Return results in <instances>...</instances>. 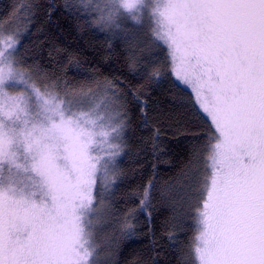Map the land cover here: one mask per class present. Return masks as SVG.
I'll use <instances>...</instances> for the list:
<instances>
[{"label":"snow or ice","instance_id":"1","mask_svg":"<svg viewBox=\"0 0 264 264\" xmlns=\"http://www.w3.org/2000/svg\"><path fill=\"white\" fill-rule=\"evenodd\" d=\"M145 3L171 75L210 126L203 173L186 192L196 264H264V0H105L100 23L119 28L122 9L139 22ZM19 42L0 32V176L16 169L30 183L0 181V264H95L93 215L122 176L128 101L116 95L99 113V104L85 107L91 89L42 90ZM107 90L116 93L110 82ZM150 191L164 197L169 188L149 180L135 194L149 219ZM124 230L131 236L136 226L126 219Z\"/></svg>","mask_w":264,"mask_h":264},{"label":"trees","instance_id":"2","mask_svg":"<svg viewBox=\"0 0 264 264\" xmlns=\"http://www.w3.org/2000/svg\"><path fill=\"white\" fill-rule=\"evenodd\" d=\"M104 3L91 0L85 9L80 0H0V31L19 33L18 58L37 86L54 85L61 94L91 89L90 98L105 92L110 100L120 95L128 101L122 176L99 203L104 217L93 227L96 263L196 264L195 210L186 192L203 173L209 123L193 92L171 75L167 47L153 36L152 20L132 25L120 19L119 28H105L97 17ZM157 71L159 78L152 76ZM108 82L116 93L107 90ZM129 87L148 101L146 107ZM149 180L169 188L164 197L150 191V219L140 210L142 195H135ZM126 219L136 226L131 236Z\"/></svg>","mask_w":264,"mask_h":264},{"label":"rangeland","instance_id":"3","mask_svg":"<svg viewBox=\"0 0 264 264\" xmlns=\"http://www.w3.org/2000/svg\"><path fill=\"white\" fill-rule=\"evenodd\" d=\"M132 2H135V0H132ZM140 7H141L140 20H142L143 18H150L152 20L153 24H154V20H153V18L151 16V12H150V9H149L147 3H145L144 5H141ZM100 15L101 14H99V16L97 15V17L100 18ZM120 19H122L123 22L125 21V23H131L132 25H136V23H138L136 20L132 19V14L131 13H129L127 10H123V9L121 10ZM120 19H119V21H122ZM140 20H139V22H140ZM0 32L4 33L5 35H9V34H12L13 32H15V33L18 34V38H19V33L14 31V30H3V31H0ZM178 82L181 85H183L180 81H178ZM183 86L189 88L186 85H183ZM42 90H43V88H42ZM112 101L113 100H110L108 95H107V93H105V92H100V94H97V95H95L92 98H90V96H88V98L87 97L84 98L85 107H87L89 104H99L100 105V108L98 110L99 113H104L105 106L106 105H111ZM124 139H125V136H124ZM121 158H123V155L119 158V165H120ZM28 175L29 174L24 173L22 171H18L16 169H13L11 173H9L6 170L4 172V174H3V176H0V181H3L4 183H8L9 182V178H11V182L15 183L17 187H23L24 184L30 183V181L28 180ZM96 206L98 208V211L93 215V221H94L93 227L98 226L99 223L103 220V217H104V215H103V206L99 205V202H97ZM93 235H94V233H93ZM93 235H92V238H91V243H92L93 249H94L93 259L95 261V264H100V263L103 264L104 258H103L102 261L98 260V263H96L97 250H96V245H95V241H94Z\"/></svg>","mask_w":264,"mask_h":264}]
</instances>
